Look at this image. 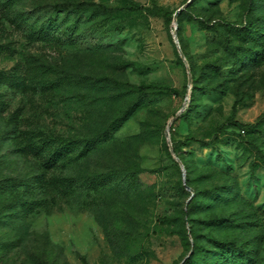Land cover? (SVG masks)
<instances>
[{
	"label": "rangeland",
	"instance_id": "374dc122",
	"mask_svg": "<svg viewBox=\"0 0 264 264\" xmlns=\"http://www.w3.org/2000/svg\"><path fill=\"white\" fill-rule=\"evenodd\" d=\"M0 264H264V0H0Z\"/></svg>",
	"mask_w": 264,
	"mask_h": 264
},
{
	"label": "trees",
	"instance_id": "16d2710c",
	"mask_svg": "<svg viewBox=\"0 0 264 264\" xmlns=\"http://www.w3.org/2000/svg\"><path fill=\"white\" fill-rule=\"evenodd\" d=\"M133 8L136 9V10L147 11L148 13L154 14V15H161L163 17H165V15H166V13H163L162 12L163 8L161 6H158V5L146 6V5H142V4L135 3L134 6H133ZM167 19L168 20L170 19L169 16L167 17ZM134 109L133 108L130 109L121 119H119V122L117 124V128H119V126L121 125V123L124 120H126L132 114V112H133ZM107 133H108V131L107 130H104V132L103 131L99 132L98 135L100 137H103V135H104V137H105L104 139L106 140ZM49 161L55 162V161H58V158H57V156H54L52 154L49 157ZM136 173H138V170H136ZM86 179H87V177H84L83 178V180H86ZM88 181H90V180H88ZM244 258H245V256L241 257V259H243V260H244Z\"/></svg>",
	"mask_w": 264,
	"mask_h": 264
},
{
	"label": "water",
	"instance_id": "95a60500",
	"mask_svg": "<svg viewBox=\"0 0 264 264\" xmlns=\"http://www.w3.org/2000/svg\"><path fill=\"white\" fill-rule=\"evenodd\" d=\"M188 1H190V0H188ZM181 8H182V7H179V8H177V9L174 11V13H173V16H174V17H176L177 13L180 11ZM180 55L183 56V53L180 52ZM166 135H168V131L166 132Z\"/></svg>",
	"mask_w": 264,
	"mask_h": 264
}]
</instances>
